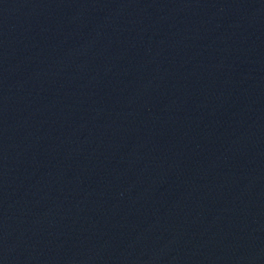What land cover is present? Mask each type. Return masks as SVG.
Here are the masks:
<instances>
[{
  "label": "water",
  "instance_id": "obj_1",
  "mask_svg": "<svg viewBox=\"0 0 264 264\" xmlns=\"http://www.w3.org/2000/svg\"><path fill=\"white\" fill-rule=\"evenodd\" d=\"M0 264H264V0H0Z\"/></svg>",
  "mask_w": 264,
  "mask_h": 264
}]
</instances>
